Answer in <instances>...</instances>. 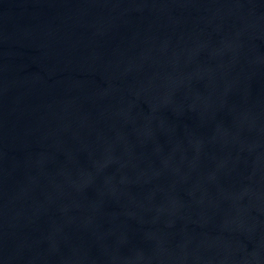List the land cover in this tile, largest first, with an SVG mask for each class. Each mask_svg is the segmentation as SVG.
Wrapping results in <instances>:
<instances>
[{"label":"water","instance_id":"water-1","mask_svg":"<svg viewBox=\"0 0 264 264\" xmlns=\"http://www.w3.org/2000/svg\"><path fill=\"white\" fill-rule=\"evenodd\" d=\"M0 264H264V0H0Z\"/></svg>","mask_w":264,"mask_h":264}]
</instances>
